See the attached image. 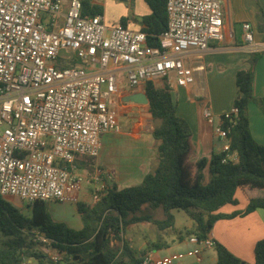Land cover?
Returning a JSON list of instances; mask_svg holds the SVG:
<instances>
[{"label":"built area","instance_id":"2783aa9c","mask_svg":"<svg viewBox=\"0 0 264 264\" xmlns=\"http://www.w3.org/2000/svg\"><path fill=\"white\" fill-rule=\"evenodd\" d=\"M164 1L166 29L152 47L144 32L108 26L101 15L82 16L81 0H0L1 198L25 205L76 202L82 182L76 159L98 158L102 136L121 132L120 82L136 91L161 80L194 84L203 67L188 66L186 58L223 40L220 0ZM241 30L247 48L259 51L250 25ZM203 117L213 123L208 109ZM226 133L220 124L213 130L228 143ZM228 148L222 162H236ZM189 242L214 245L195 236ZM193 255H144L138 264H172Z\"/></svg>","mask_w":264,"mask_h":264},{"label":"trees","instance_id":"16d2710c","mask_svg":"<svg viewBox=\"0 0 264 264\" xmlns=\"http://www.w3.org/2000/svg\"><path fill=\"white\" fill-rule=\"evenodd\" d=\"M82 1V16L101 14L100 7ZM151 14L142 18V29L147 43L156 47L157 37L165 31L167 17L164 0H146ZM124 26V21H121ZM258 56L252 55L249 68L235 76L237 97L233 108L236 113L220 117V126L226 131L228 152L236 153V162L223 163L228 154L213 155L209 161L201 159L189 162L191 153L190 128L176 114V107L166 80L159 87L148 82L145 93L148 98V113L159 121L152 137L159 141L156 148L157 164L146 174L140 184L118 189L115 184L104 182L98 192L100 202L93 206L75 202L82 228L73 230L52 221L46 211V203L36 201L26 205L31 217H25L20 209L9 206L0 196V264H23L35 260L37 264H138L132 250L124 240V230L129 225L149 222L161 229L173 225L171 211L182 210L194 222V228L186 235L206 240L213 224L218 220L243 217L257 209L264 210V196H249V191H264V147L256 144L250 134L248 105L253 101V68ZM86 159H76L79 170ZM210 175L203 185L204 171ZM241 190L247 205L243 211L231 214L219 213L225 205L238 204L235 194ZM142 206L160 208L164 219L157 221L149 216H137ZM39 237H42V242ZM121 243L114 249L111 242ZM47 245L55 251L56 260H51L35 247ZM216 264H246L232 255L224 246L214 242ZM254 264H264V239L253 248Z\"/></svg>","mask_w":264,"mask_h":264},{"label":"crops","instance_id":"0c3cea01","mask_svg":"<svg viewBox=\"0 0 264 264\" xmlns=\"http://www.w3.org/2000/svg\"><path fill=\"white\" fill-rule=\"evenodd\" d=\"M88 1L100 7V15L104 17L108 25H118L124 21V27L131 31H141L143 27L142 18L149 16L152 12L146 0ZM220 6L224 24L223 40L212 45V48L207 52L191 51L189 53L186 64L191 67H203L202 71L195 73L193 85L182 88L174 83L170 87L176 114L190 128L191 153L188 160L191 163L201 159L209 161L213 155L224 152L227 147V141L217 138L213 134V130L220 124V117L233 110V103L238 94L235 86L236 73L249 68V60L252 55L259 57L256 58L253 68V101L249 103L247 109L249 130L253 141L264 147V0H220ZM244 23L250 25L254 44L260 46L259 51L251 52L247 48L241 30ZM168 84L170 86V83ZM144 89L141 91L131 89L122 91L117 106L119 124L121 110L128 108V106L144 107L143 105L125 103L123 100L132 93H145ZM206 109L211 112L213 117L211 126L203 117V111ZM214 124L215 127H212ZM120 133L103 135L99 156L101 149L103 151L105 148H102V143L113 141V137L108 136ZM214 140L219 141V146H215ZM111 141L110 143H113ZM156 142L157 148L159 141ZM144 158L147 164L155 161L153 168L156 167V151H149ZM246 193L249 196H259L256 191L246 190ZM235 198L238 201L236 206L225 205L219 210V213L231 214L243 211L247 205L245 194L241 190H237ZM76 214L78 225L75 226L74 230H80L82 223L77 210ZM193 228L194 224L189 230ZM208 238L213 243L217 242L224 246L232 255L246 264H254V245L257 241L264 239V210L257 209L243 217L218 220L213 224ZM179 241L180 245L185 243V246H182L183 248L178 246L175 250L166 243L159 242L152 243L151 246L148 243H141L137 250H133L130 244L128 246L138 262L144 255H150L153 259H160L175 255L176 252L187 251L193 252L195 255L185 256L172 264H216V253L213 247L202 248L197 244L190 243L189 239L185 241L182 236H179ZM116 243V241H112L111 247L113 248Z\"/></svg>","mask_w":264,"mask_h":264},{"label":"rangeland","instance_id":"374dc122","mask_svg":"<svg viewBox=\"0 0 264 264\" xmlns=\"http://www.w3.org/2000/svg\"><path fill=\"white\" fill-rule=\"evenodd\" d=\"M108 25V24H107ZM110 26V25H108ZM259 57V56H258ZM125 75H120L124 78ZM163 82H159V87ZM121 88L130 90L128 84L124 81L120 82ZM174 82H170V87ZM121 133L112 134L108 137H113V143L107 141L102 143V148L105 147L100 156L95 159H86L85 166L78 170L82 177L80 189L76 194V202L85 203L90 207L100 202L98 192L103 190L104 182L107 181L109 185L115 184L118 189L138 185L141 182L142 176L154 170L155 161L147 164L144 156L149 151H156L157 142L152 139L151 133L155 127L159 125V121L153 120L148 113V107L128 106L120 112ZM211 126V124H210ZM215 127V124L212 126ZM124 135V136H123ZM103 137V136H102ZM109 138V139H110ZM215 146H219V141L214 140ZM153 168V169H152ZM149 170V171H148ZM148 171V172H146ZM210 178L207 171H204V179L202 184L205 185ZM259 196L264 195V191H256ZM97 195L98 201H94V196ZM4 201L11 207L20 209L22 214L30 218L31 211L19 199L5 198ZM46 211L52 221L61 223L69 229H75L78 224L76 214V206L73 200L65 202H45ZM173 216V225L167 229H161L158 226L149 222H139L129 225L124 230V240L130 244L133 250H137L141 243H166L170 248H177L178 246H185V243L180 245L179 236L184 240L189 239L186 232L190 229L194 222L182 210L171 211ZM137 216H149L153 220H163L164 214L162 209H150L142 206L136 213ZM121 246L120 242L114 244V249ZM45 255L49 256L51 260L56 253L47 245L39 244L35 247ZM186 250V249H182ZM180 253V252H179ZM183 251L180 254H187ZM172 254V253H171ZM175 254H178L176 252ZM171 256V255H169ZM23 264H37L35 260H25ZM65 264V263H58Z\"/></svg>","mask_w":264,"mask_h":264},{"label":"water","instance_id":"95a60500","mask_svg":"<svg viewBox=\"0 0 264 264\" xmlns=\"http://www.w3.org/2000/svg\"><path fill=\"white\" fill-rule=\"evenodd\" d=\"M125 103H133L143 106H148V98L145 93H132L126 96L123 100Z\"/></svg>","mask_w":264,"mask_h":264}]
</instances>
